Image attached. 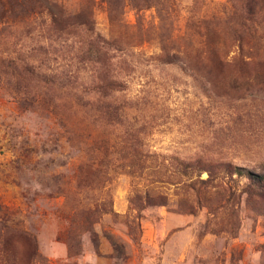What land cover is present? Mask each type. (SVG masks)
Masks as SVG:
<instances>
[{
	"label": "rangeland",
	"instance_id": "1",
	"mask_svg": "<svg viewBox=\"0 0 264 264\" xmlns=\"http://www.w3.org/2000/svg\"><path fill=\"white\" fill-rule=\"evenodd\" d=\"M4 3L2 255L264 264V0Z\"/></svg>",
	"mask_w": 264,
	"mask_h": 264
},
{
	"label": "trees",
	"instance_id": "2",
	"mask_svg": "<svg viewBox=\"0 0 264 264\" xmlns=\"http://www.w3.org/2000/svg\"><path fill=\"white\" fill-rule=\"evenodd\" d=\"M0 4L1 5H4V0H0ZM178 60V54L177 53H172V54H169L165 57V62L167 63H173V62H176ZM243 63H245V61L243 60ZM25 71H29V67H25L24 68ZM252 75H248V74H245V77H250ZM253 77H254V74H253ZM107 88H109L110 90H116V87L118 86V83L114 80H109L106 85H105ZM110 106V105H107V107ZM138 153L139 152H136L135 153V156H138ZM140 155V154H139ZM200 161L196 162L195 164H193V168L195 169H200L201 167V162L199 163ZM229 166V165H227ZM186 167H189L186 166ZM226 169V167H225ZM228 169V168H227ZM229 170V169H228ZM236 172L239 174V175H242L243 172H242V169L238 168V167H235ZM185 174H187L186 171H183ZM248 173H246L247 177L249 178H252V181L254 182V185L255 186H258V192H260L259 194H264V193H261V192H264V174H256V173H250L249 171H247ZM98 210V209H96ZM102 212H105V210L103 209ZM11 230V228H9L7 225H3L1 226L0 225V264H17L16 260L14 257H9V256H3L2 253L5 251L6 252V247H7V243H5V240H4V232L8 233V231ZM4 233V234H3ZM20 234L26 238L29 243H30V251L27 255V258H26V263L25 264H31L32 263V260L36 257V245H35V240L34 238L29 235L24 229H22L20 231ZM4 243V244H3Z\"/></svg>",
	"mask_w": 264,
	"mask_h": 264
}]
</instances>
